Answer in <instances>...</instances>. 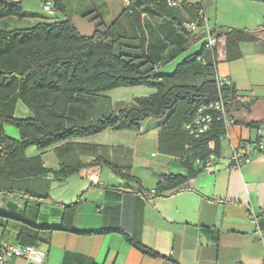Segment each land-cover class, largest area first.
Here are the masks:
<instances>
[{"label": "crops", "instance_id": "0c3cea01", "mask_svg": "<svg viewBox=\"0 0 264 264\" xmlns=\"http://www.w3.org/2000/svg\"><path fill=\"white\" fill-rule=\"evenodd\" d=\"M14 1L22 3L23 16L4 22L23 20L35 25L69 20L85 36L93 34L97 28L108 29L128 6L135 5L143 15L146 53L157 72L163 73L161 69L168 66L174 72L190 55L185 56L189 51H185L186 39L177 33L172 23L147 10V5L138 0H54L64 6L65 12H58L54 7L53 15L41 10L45 0H38L42 4L38 3L37 11L32 10L28 0ZM243 2L249 8L259 9L258 15L243 16L245 21L253 18L262 21L255 30L262 31L264 0ZM204 6L206 9L205 2ZM219 42H222L223 52L218 55V75L234 84L238 98L252 106L249 120L264 121V45L241 43L242 57L249 53L259 60L256 80L242 87L228 65L219 67L227 62L226 40L223 37ZM180 58L182 60L172 66ZM110 92L97 97L94 104L101 110L98 116L101 112L128 108L139 98H134L133 102H118L120 108L115 109L108 96ZM103 101L109 106L104 108ZM19 103L22 102L17 103L15 117L29 118L31 113L23 103V116L17 117ZM168 117L148 118L137 130L107 129L95 136L73 138L44 150L35 146L26 149V158L41 157L43 167L50 172L37 178L0 179L5 185L2 188L13 192L0 194V240L8 245L45 250L47 257L43 264H264V150L252 153L250 161L240 168H233L231 164L233 146L255 142L257 129L235 125L232 120L221 141L213 170L204 167L178 190L157 195L152 191L159 190V185L170 176L187 174L182 159L159 151V133ZM261 127L264 129V125ZM105 135L107 137H103ZM10 138L19 140L20 134L18 138ZM143 139L156 141L163 157L158 159L159 155L152 153L157 159L146 162V176H138L134 171L144 168V164L141 166L136 160L127 165L118 152L137 158ZM31 148H36L37 154L29 155ZM49 154L57 158L55 168L47 166ZM61 164L74 167L77 172L66 178L56 177ZM113 168L126 176L116 174ZM54 183L58 185L54 187ZM28 192L49 196L51 201H37ZM78 200L75 231H61L64 207ZM124 234L158 253L159 257L143 254ZM6 264L36 263L12 258Z\"/></svg>", "mask_w": 264, "mask_h": 264}, {"label": "trees", "instance_id": "16d2710c", "mask_svg": "<svg viewBox=\"0 0 264 264\" xmlns=\"http://www.w3.org/2000/svg\"><path fill=\"white\" fill-rule=\"evenodd\" d=\"M138 1L172 23L186 39L185 51L207 37L203 21L199 19V11L204 7L202 1L174 0L177 7H170L168 0ZM55 10L65 12L58 1H55ZM182 12L192 19L186 22ZM22 16L21 2L0 0V25L5 19ZM192 23H197L198 33L189 29ZM262 29L260 32L230 30L216 25L211 29L218 39L216 48L207 49L205 41L201 50L187 56L173 73L164 74L156 71L146 53L143 15L135 5L128 6L111 27L97 28L89 36L82 35L69 20L38 22L29 28L0 26V179L37 178L50 172L43 167L41 157L26 158L25 151L31 146L44 150L73 138L95 136L107 129L137 130L148 118L169 115L159 133V151L182 159L187 174L170 176L155 193L164 195L166 191L178 190L205 167L211 154L220 153L221 141L227 135V125L219 119L221 114L212 112L210 130L199 138L190 137L185 126L200 108L222 100L224 114L235 125L251 129L264 125V121L249 120L252 106L238 98L234 84L220 91L217 85L220 39L226 40L227 61L241 59V43L264 45V26ZM140 86L156 91L151 96L137 98L132 108L101 112L98 116L101 110L94 104L97 97L118 88ZM19 101L30 111L29 118L15 117ZM5 125L15 126L20 139L8 137ZM113 171L126 176L117 168ZM76 172V168L61 164L55 175L66 178ZM11 190L0 187V194H12ZM27 194L37 201H51L49 196ZM79 200L64 207L61 231H75L74 216ZM124 235L143 254L159 257L158 253Z\"/></svg>", "mask_w": 264, "mask_h": 264}, {"label": "rangeland", "instance_id": "374dc122", "mask_svg": "<svg viewBox=\"0 0 264 264\" xmlns=\"http://www.w3.org/2000/svg\"><path fill=\"white\" fill-rule=\"evenodd\" d=\"M37 1V2H36ZM192 2H198L200 0H190ZM28 3L31 5V8L33 11H37L39 8V5L42 4L38 0H28ZM37 3V5H36ZM206 5V12H207V18L209 20V24L211 28L215 27L217 24L218 26H223L226 29H246L250 31H255L258 28H260L262 21H259V19L253 18L251 21H245V14L249 13L252 15H258L259 9L256 8H249L246 3L243 2V0H205ZM42 7V6H41ZM42 11L43 8L41 9ZM45 12V11H44ZM40 13V12H39ZM183 19L187 22L192 19V16L187 17L185 13L182 12ZM258 20V21H257ZM247 23V24H246ZM2 28L6 29H16V28H26L29 26H34L33 23L30 24L28 22H25L23 20H8L7 22L0 25ZM206 41V38L195 45H193L189 51L186 53L185 56L188 54H192L202 48L203 43ZM222 42L219 44V55L222 51ZM183 58V57H182ZM182 58L175 61L172 66H175L178 62L182 60ZM259 60L249 53L246 54V56L242 57L241 59H236L232 61H227L226 63H222L219 65L220 68L226 67L227 65L230 67L231 73L235 80H239L240 85L248 86L251 84V82L256 80L257 76V69H258ZM174 69L170 68V66L162 68L161 72L163 73H170L173 72ZM156 90L154 88L150 87H130V88H120L117 90H113L110 93H108V96L112 98L113 101V107L115 109H119L118 102L124 101V102H133L134 98L137 97H147L154 93ZM244 98V97H241ZM101 105L105 108L109 106V103L106 101H103ZM135 106V103H133L130 107L132 108ZM25 107L22 103L18 104L17 109V117H22V108ZM5 131L7 135L13 138H18L19 133L15 126L13 125H5ZM103 137H107L106 135ZM140 151L138 152V155L136 154L135 157L137 158H131L130 153H123L118 152L119 155H123L122 162H125V164L129 165L132 161L138 160L141 162V166L144 164V168L138 167L134 171L135 174L138 176H146L147 170H146V162H153L157 158L163 157L159 154V151L157 149V142L152 141L151 139H143L140 141ZM152 153H156L159 156L157 158H153L151 156ZM29 155H35L37 154L36 148L29 149L28 152ZM114 154H117V152H114ZM46 162L48 167L55 168L57 163V158L54 154H49L46 157ZM108 171V169H107ZM58 184L54 183V187H56ZM3 185H0V187H3ZM55 193V192H54Z\"/></svg>", "mask_w": 264, "mask_h": 264}, {"label": "built area", "instance_id": "2783aa9c", "mask_svg": "<svg viewBox=\"0 0 264 264\" xmlns=\"http://www.w3.org/2000/svg\"><path fill=\"white\" fill-rule=\"evenodd\" d=\"M200 1H202L203 3L205 2V0H200ZM167 3L170 7L178 6V3L174 0H168ZM54 7H55L54 0H45L43 2V9L49 15L54 14L55 12ZM199 19L203 21L204 24L203 28L207 36L205 47L207 49L212 50L217 47L218 39L212 35L211 32L212 28L207 18L205 6L201 8V10L199 11ZM189 29L192 31H196L198 29L197 23L190 24ZM228 84H230L228 79L220 77L217 74V85L219 91ZM212 112L221 114V117L219 119H223L227 126L232 122V120L226 117V115L224 114L223 102L222 100H219L215 103H211L208 106L200 108L195 118L185 126V130L190 137L195 139L199 138L210 130L213 122ZM209 146L212 149L214 144L211 142ZM263 150H264V129L263 127H259L257 129V140L255 142L243 143L239 146H233L232 158H231L232 167L240 168L244 163H248L250 161V155L252 153L261 152ZM216 160H217L216 155L211 154L205 161V168L212 171ZM152 193H155V190H153ZM46 257H47V252L41 248L35 246L8 245L0 240V264H6L12 258H19L26 260L28 262L43 264Z\"/></svg>", "mask_w": 264, "mask_h": 264}]
</instances>
